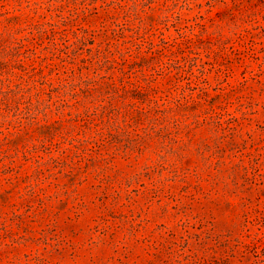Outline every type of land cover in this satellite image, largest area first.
<instances>
[{"label":"rangeland","instance_id":"1","mask_svg":"<svg viewBox=\"0 0 264 264\" xmlns=\"http://www.w3.org/2000/svg\"><path fill=\"white\" fill-rule=\"evenodd\" d=\"M0 264H264V0H0Z\"/></svg>","mask_w":264,"mask_h":264}]
</instances>
